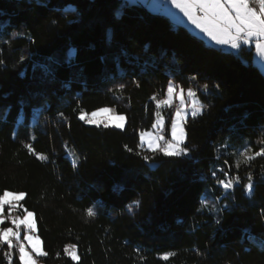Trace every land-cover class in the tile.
Listing matches in <instances>:
<instances>
[{"label": "trees", "instance_id": "trees-1", "mask_svg": "<svg viewBox=\"0 0 264 264\" xmlns=\"http://www.w3.org/2000/svg\"><path fill=\"white\" fill-rule=\"evenodd\" d=\"M252 54L208 45L140 2L0 0V194H27L42 264H264V157L236 167L240 152L264 148V73ZM169 81L208 105L184 124L190 158L137 148L157 112L168 135L174 105L151 97L164 99ZM103 106L124 128L78 119ZM224 172L240 177L227 191Z\"/></svg>", "mask_w": 264, "mask_h": 264}, {"label": "snow or ice", "instance_id": "snow-or-ice-1", "mask_svg": "<svg viewBox=\"0 0 264 264\" xmlns=\"http://www.w3.org/2000/svg\"><path fill=\"white\" fill-rule=\"evenodd\" d=\"M172 8L178 9L187 21L194 25L201 33H203L210 41L215 42L216 45H227L232 49H240L242 45H251L254 43L255 53L258 58L264 62V0H167ZM126 7V5H125ZM74 11L75 9H70ZM117 16L122 15L118 9ZM15 35V34H14ZM109 39L111 34L109 33ZM71 58V52L68 54ZM24 57L21 56V60ZM4 61L0 60V65ZM193 80L196 77H192ZM123 88V85H119ZM172 81H169L166 88V96L164 99H157L154 95L151 97L155 101L157 109L161 106H171L173 97L179 100V107L176 108L174 115L171 116L170 123V139L167 138L166 125L164 118L156 113L157 119L152 124L153 129H161V134H153L151 131H141L139 133L140 143L137 145L138 149H144L153 154L159 153L164 157H189L191 149L185 146V128L184 124L188 112L191 116L196 117L202 114L203 109L208 105H201L197 100V92L189 87L187 89V97H185V90L177 88ZM207 90L209 85L201 86ZM219 88V85H216ZM190 100L191 103H187ZM63 116V113H60ZM78 119L87 125H96L99 127L103 125L108 127L113 124L116 128H124V115H117L114 109L108 107L97 108L94 111L87 112L84 109L79 110ZM17 125L23 126L20 120L15 121ZM264 143V142H262ZM24 147L29 153L36 155L40 160L46 159L42 154L35 153L30 143H25ZM128 152L133 149L125 145ZM251 149H245L239 155L242 160H237L236 167L239 168L241 163L249 164L257 157H264V148L250 154ZM139 155L140 153L137 152ZM145 162L150 163L153 157L148 155L142 156ZM227 163V161H225ZM216 172L212 173L215 177ZM225 177H229L227 172H224ZM248 183L244 186L251 194L254 188L252 173H248ZM240 180L239 176L229 177L228 179H218L217 184L222 186L225 191L232 189L235 182ZM26 193L23 191H9L3 190L0 194V250L6 247L3 251L4 259L7 264H16L18 259L19 264H38L39 257H45L47 252L41 247V238L37 235V222L35 215L29 211L24 204L21 203L25 199ZM202 206H207V199L201 200ZM139 205V201H133L128 205V210L131 211L132 206ZM7 206V207H6ZM19 209L23 210L22 215H13ZM218 211L217 209H213ZM89 217L96 216V212L92 207L86 209ZM264 221V214L261 216ZM6 221H10L12 226H2ZM220 223V221H216ZM249 232V230H245ZM22 237V238H21ZM250 239L255 240V236L249 235ZM27 242V244H25ZM264 246V241L261 242ZM30 249V250H29ZM64 252L71 257L73 261H79L80 257L77 255V246L75 244H67L64 246ZM170 253L163 254V259H169ZM15 257V258H14ZM143 259V257H140Z\"/></svg>", "mask_w": 264, "mask_h": 264}, {"label": "rangeland", "instance_id": "rangeland-1", "mask_svg": "<svg viewBox=\"0 0 264 264\" xmlns=\"http://www.w3.org/2000/svg\"><path fill=\"white\" fill-rule=\"evenodd\" d=\"M122 1H127V2H140L142 4H144L150 11L152 12H155V13H161V14H164L166 15L170 20H172V22L174 24H177V25H183L185 26L189 31H191L193 34L201 37L204 39V41L208 44V45H212V46H216V47H222L224 48L225 50H228V51H232L233 53L235 54H239V49H232L230 46H227V45H216L215 42H212L210 41L203 33H201L198 29L195 28L194 25H191L188 21H187V18L183 16V13H180L178 9H175V8H172L170 6V4L167 3V0H122ZM253 47H254V51H255V46H254V43L252 44ZM246 47H250L251 45H245ZM255 57L257 59H260L256 56V53H255ZM261 60V59H260ZM262 62V61H261ZM264 63V62H262ZM173 82V81H172ZM174 83V82H173ZM175 84V83H174ZM179 88H182V87H178L177 88V91H179ZM184 89V88H183ZM185 90V97H187V89H184ZM197 100L199 101L198 97H196ZM187 103H191L190 100H186ZM179 100L177 98H175V96L173 97V102L172 104L174 105V110H173V115L175 113V110L177 107H179ZM200 103V101H199ZM171 104V105H172ZM201 104V103H200ZM103 107H108V108H111L113 109L112 107H109V106H103ZM101 108V107H100ZM96 110V109H95ZM115 111V110H114ZM117 115H123V114H119L117 112H115ZM160 116L163 117L162 114H160ZM191 116V113L190 111L188 112V115H187V118ZM164 118V117H163ZM186 118V119H187ZM157 119V118H156ZM126 124V118H125V121H124V126ZM109 126H112V127H115L113 124H110ZM144 131H151L153 134H161L162 130L161 129H153L151 128L150 130H144ZM141 132V131H140ZM139 132V133H140ZM166 134V133H165ZM167 135V134H166ZM167 138L170 139V128H169V132H168V135H167ZM139 140H140V136H139ZM145 149H146V145H145ZM68 156L70 157L71 160H75V157H74V154L71 153L69 150L67 152ZM249 193V192H248ZM7 207V206H6ZM23 214V211L21 212V209L15 211L13 213V215H22ZM8 222V226H12L11 225V222L10 221H6ZM5 222V223H6ZM2 225V226H6L7 225ZM22 238V237H21ZM25 244H27V242H25ZM41 247H42V241H41ZM43 248V247H42ZM30 250V249H29ZM77 255H78V251H77ZM79 256V255H78ZM38 259V264H42V261H41V257L37 258Z\"/></svg>", "mask_w": 264, "mask_h": 264}, {"label": "crops", "instance_id": "crops-1", "mask_svg": "<svg viewBox=\"0 0 264 264\" xmlns=\"http://www.w3.org/2000/svg\"><path fill=\"white\" fill-rule=\"evenodd\" d=\"M245 46V45H244ZM251 46H253L252 44H251ZM253 49H254V47H253ZM252 61L258 66V68L264 73V63H262L261 62V60L260 59H257L256 57H255V51L253 50V54H252Z\"/></svg>", "mask_w": 264, "mask_h": 264}]
</instances>
